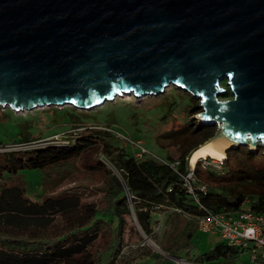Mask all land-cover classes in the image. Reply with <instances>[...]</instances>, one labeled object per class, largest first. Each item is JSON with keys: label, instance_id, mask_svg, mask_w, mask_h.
Masks as SVG:
<instances>
[{"label": "water", "instance_id": "obj_1", "mask_svg": "<svg viewBox=\"0 0 264 264\" xmlns=\"http://www.w3.org/2000/svg\"><path fill=\"white\" fill-rule=\"evenodd\" d=\"M171 84L200 101V125L218 126L216 150L258 151L264 0H0L1 107L90 110Z\"/></svg>", "mask_w": 264, "mask_h": 264}, {"label": "trees", "instance_id": "obj_2", "mask_svg": "<svg viewBox=\"0 0 264 264\" xmlns=\"http://www.w3.org/2000/svg\"><path fill=\"white\" fill-rule=\"evenodd\" d=\"M223 83L227 87L226 80ZM231 95L227 87L224 96ZM189 96L187 109H181L177 98L162 95L165 110L161 120L165 122L168 116L180 111L193 114L199 101ZM67 110L63 115L65 124L74 129L63 130L65 139L60 144L23 147L34 144L31 140L38 136L22 124L20 137L12 144L0 142V180H19L17 186L0 189V264H127L144 256L163 264L164 256L146 244L138 247L136 253L124 255L126 215H134L142 230L157 239L162 249L182 258V252L189 255L192 251L191 237L198 232L201 216L231 214L241 209L264 212V176L257 175L264 174V168L255 163L259 154L264 155L262 149L258 153L247 147L232 149L221 170L213 166L204 168L203 160H199L194 175L196 184L205 185V192L195 186L192 194L185 186L189 155L217 133V125H200L192 116L183 127L165 131L162 139L169 141L168 146L176 151L175 156L167 151L168 160H163L146 153L136 156L134 147L120 142L115 127L86 126V122H94L90 120L92 113L72 106ZM12 115L10 108L3 114L6 119ZM93 153L98 158V168L106 170L113 181L104 206L97 207L77 193L44 194L40 200L26 194L22 170L38 169L44 182H48L51 173L66 168L75 158ZM107 165L117 170L119 176L107 170ZM161 210H167L169 221L160 239L154 230L157 221L153 223V216ZM102 239L103 245L99 244ZM244 251L223 241L195 260L198 264H229Z\"/></svg>", "mask_w": 264, "mask_h": 264}, {"label": "rangeland", "instance_id": "obj_3", "mask_svg": "<svg viewBox=\"0 0 264 264\" xmlns=\"http://www.w3.org/2000/svg\"><path fill=\"white\" fill-rule=\"evenodd\" d=\"M222 84L224 83L222 82ZM223 87L227 88L226 86ZM162 95L167 97L172 95L177 98L181 105V109H187V105L191 102V98L187 92L171 84L165 89L164 93L158 96L148 95L138 98L134 94H123L90 110L77 109L79 111L92 113L90 120L94 122L88 121L85 123L86 126L99 125L102 129L108 127L106 125L115 127L117 131L114 132L119 136L120 142L123 146L128 144L130 147H134L137 151L135 154L136 156L141 157V155L137 154L138 151H140V144L142 145L141 147L149 150V156L153 157L154 155L159 159L168 160L167 151H170V153L175 156L176 150L175 147L168 146L169 141L162 139L161 135L165 131L183 127L187 119L192 116L199 122L198 117L202 109L200 107L197 108L191 115H186V112L180 111V113H175L173 116H168L167 120L164 122L161 120V116L164 114L165 110L164 106L161 104L163 101ZM232 97L231 95L221 98V100L226 101ZM68 107H71V105L44 106L36 108L33 111H13L11 109L13 111V117L6 119L3 114L4 111L5 113L9 111V107L0 106V142L12 144L14 139L20 137L18 134L22 132V126L25 125V127L30 130V133L33 136H38V138H32L31 143L34 144L25 145L23 147H32L34 145L52 142H57L58 144L62 143V139H65L63 138V130L66 128L69 129L70 127L65 124L66 120L63 117L68 111ZM20 124H22V126ZM78 125L80 124H77V126ZM73 129L74 128H71L68 131ZM42 138H44V140H41ZM40 140L41 142L35 143ZM160 144H163L165 148ZM10 146L7 148H10ZM246 147L251 149L250 146H241V150H245ZM252 149L255 148L252 147ZM260 149L264 152L263 143H260L258 151L255 152L258 153ZM242 157H246V155ZM233 158H235V155ZM97 159L94 153L83 155L81 158H75L66 168L51 173L49 177L50 181L48 182H44L42 171L38 169H24L22 170V178L25 181L26 194L32 199L40 200L44 194L59 195L63 193H77L86 201L94 203L97 207H102L106 204V199L110 195V188L113 181L106 170L98 168ZM256 162L264 168V155L262 153L258 155L255 163ZM106 168L119 176V172L111 165H107ZM257 175L264 176L263 173ZM17 185H19V180L17 178L0 180V189ZM168 217L169 214L167 210H161L159 214L157 213L153 216V223L157 221L154 225V230L156 229L155 232L158 233L160 239L162 234L167 230ZM142 240L143 243L141 244L140 242ZM124 241V255H132L138 251V247L146 244L155 252L164 256L162 259L163 264H198L199 262L195 260L197 256L213 250L218 244L223 242L224 239L220 232L205 233L198 231L191 237L193 244L191 253L188 255L186 252H182L180 255L182 258H176L172 256L170 252H167V250L162 249L157 239L147 235L142 230L134 215H126ZM104 243L105 239H102L99 244L103 245ZM233 263L251 264L252 261L249 252L244 251L239 259L235 258L229 262V264ZM127 264L158 263L155 258L144 256ZM204 264L208 263L205 262Z\"/></svg>", "mask_w": 264, "mask_h": 264}, {"label": "built area", "instance_id": "obj_4", "mask_svg": "<svg viewBox=\"0 0 264 264\" xmlns=\"http://www.w3.org/2000/svg\"><path fill=\"white\" fill-rule=\"evenodd\" d=\"M139 146L138 155L150 154L149 150L141 147L140 144ZM200 160H203L204 168L213 166L218 170H221L224 162V159L216 160L213 158ZM194 168L195 166H189V171L184 176V184L192 194H195V186L205 192V185L200 187L196 184ZM197 223L198 231L205 233L220 232L228 245L248 251L253 264H264V212L241 209L231 214H209L201 216Z\"/></svg>", "mask_w": 264, "mask_h": 264}, {"label": "bare ground", "instance_id": "obj_5", "mask_svg": "<svg viewBox=\"0 0 264 264\" xmlns=\"http://www.w3.org/2000/svg\"><path fill=\"white\" fill-rule=\"evenodd\" d=\"M206 157H212L213 159L222 160L226 157V154L224 152H220L216 150L210 142H207L200 148L196 149L193 154L190 157L189 163L191 166H196L197 162L200 159L206 158Z\"/></svg>", "mask_w": 264, "mask_h": 264}]
</instances>
